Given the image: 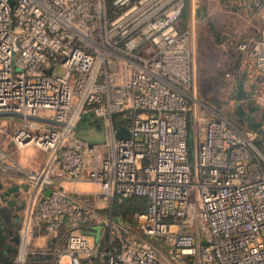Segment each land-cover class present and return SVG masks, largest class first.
<instances>
[{"label": "built area", "instance_id": "built-area-1", "mask_svg": "<svg viewBox=\"0 0 264 264\" xmlns=\"http://www.w3.org/2000/svg\"><path fill=\"white\" fill-rule=\"evenodd\" d=\"M188 1L0 0V112L21 115L8 141L45 155L32 169L16 165L25 231L12 232L51 233L53 264H264L262 135L191 93ZM233 49L227 83L244 71L259 87L264 37ZM256 101L264 106V94ZM94 124L99 141L78 136ZM12 164L0 150V173ZM66 182L94 183L90 194L106 201L143 197L146 207L123 227Z\"/></svg>", "mask_w": 264, "mask_h": 264}, {"label": "rangeland", "instance_id": "rangeland-1", "mask_svg": "<svg viewBox=\"0 0 264 264\" xmlns=\"http://www.w3.org/2000/svg\"><path fill=\"white\" fill-rule=\"evenodd\" d=\"M182 26H189L188 28L193 33L194 81L191 93L195 96L196 100L203 102L211 110L236 122L237 115L235 114V106L232 101L234 85H229L225 76L229 71L228 65L230 61L235 58L231 57L229 49L233 48V45L238 41L257 35L258 29L264 27V11L262 13L251 11L236 0H189L185 15L182 19ZM58 71L60 72L61 70L58 69ZM5 123H10L11 126L5 130L6 133L0 132V150L6 155H9L15 164H12L14 169L0 173V196L6 192L5 185L7 183L16 184L17 187H20L19 182L14 180V175H23L24 173L17 170V164L21 168L28 170L36 167V164L45 159L44 153L37 149L32 147L17 149L8 141V135L21 125V119L15 118L12 115L0 116V125ZM257 147L260 153L264 155V136L258 141ZM1 182H5L6 184L3 183L2 185ZM63 185L81 199V201L95 205L103 211V214L112 219V214L115 211L112 200L106 201L94 197V194L99 191L98 185L84 182H69L63 183ZM16 191L13 192L12 197L14 198L15 204L19 205L21 199L20 192H18L19 190ZM90 193L94 196L87 195ZM120 203L121 205L118 207V210L123 213L129 206V201ZM8 208L11 213H16L17 209H14V207L10 208L7 204L4 211L0 209L1 216L4 218L6 217L4 212ZM18 215L20 220L12 224L14 226L11 228L12 231H16L17 229L18 231H23L25 228L23 214L20 215L17 213ZM17 226L18 228H16ZM26 228L28 227L26 226ZM36 233H39L36 228L29 227V231H26L24 235L26 241L21 237L19 243L16 244L17 251L14 257L11 259L5 258L6 261L10 262V264H19L23 241L25 253L31 251L52 252L53 248L48 246V236L50 237L51 233H46L43 237H37L38 235ZM86 234L89 235L91 233ZM1 235L4 238L5 231H1ZM96 238V234L89 236L91 243H94Z\"/></svg>", "mask_w": 264, "mask_h": 264}, {"label": "water", "instance_id": "water-1", "mask_svg": "<svg viewBox=\"0 0 264 264\" xmlns=\"http://www.w3.org/2000/svg\"><path fill=\"white\" fill-rule=\"evenodd\" d=\"M260 79H257L259 82ZM250 83L249 77L243 71L241 73L240 79L235 83L234 89L232 92V98L234 99L235 114L237 118L247 124L248 129L255 131L257 134L264 136V106H261L256 101V96L258 93V84L250 83L249 89H246L247 83ZM260 111V117L262 120L258 119L254 113ZM2 115H12L21 117L20 114L16 113H4L0 112ZM82 133L88 135L91 141L97 142L102 137V128L99 124H94L92 126L86 127L81 130ZM117 136H129L127 131L119 129L116 132ZM49 193V192H47ZM15 237L18 239L19 243V234L15 233ZM16 241V240H15ZM27 261H24L23 264H26Z\"/></svg>", "mask_w": 264, "mask_h": 264}, {"label": "crops", "instance_id": "crops-1", "mask_svg": "<svg viewBox=\"0 0 264 264\" xmlns=\"http://www.w3.org/2000/svg\"><path fill=\"white\" fill-rule=\"evenodd\" d=\"M263 11H264V8L258 10L257 12L262 13ZM255 37H260V38L261 37H264V27L258 29L257 35L250 36V37H246V38L238 41L237 43L242 42V41H248V40H250L252 38H255ZM235 45H233V46H235ZM230 64H231V61H230ZM230 64L228 65L229 67H230ZM229 67H228V69H229ZM249 85H250V83L248 82L247 83V86H246V89H249ZM259 93L264 94V82H262L259 85V87H258V93H257L256 98L258 97ZM254 114H255V116L258 119L262 120V118L260 117V111L254 113ZM22 178H23L22 175H17V176H15L14 180H16V181H18L20 183L21 180H22ZM1 183H2V185H3V183L6 184L5 182H1ZM66 183H69V182H66ZM5 186H6V189H7L6 191H8V190L11 189V191L8 192L9 197L13 194L14 191H16V188H17L16 184H12V183L11 184L10 183H7V185H5ZM65 189L69 193L73 194L66 187H65ZM87 195L92 196L90 194H87ZM83 202L84 203H88V202H85V201H83ZM17 213H18V211H16V214ZM61 228H68V223L66 221H63V223L61 224ZM38 231H39V233L38 234L36 233V235H38L37 237H43V236L46 235L43 229H39ZM59 232H61L60 229H59ZM84 232L91 233L89 235L87 234L88 236L93 235V234H96L95 231L94 232H92V231L91 232H88L87 230H84ZM23 240L26 241V239H23ZM48 240H49L48 246L51 247L52 244H53V241L51 240V237L48 236ZM21 249H22V251L20 252V258H19V260L22 259V258H24V261H27V264L36 263V262H38V263H46L47 261L53 262V254H50V253H46V252H43V251H41V252H33V251H31L29 253H25L26 251H25V247H24V241L22 242ZM65 264H68V261L67 260H65Z\"/></svg>", "mask_w": 264, "mask_h": 264}, {"label": "trees", "instance_id": "trees-1", "mask_svg": "<svg viewBox=\"0 0 264 264\" xmlns=\"http://www.w3.org/2000/svg\"><path fill=\"white\" fill-rule=\"evenodd\" d=\"M229 51H230L231 57H235L236 55L235 50L233 48H230ZM234 69L237 70V67L235 66ZM78 136L83 139H88L91 141L89 136L82 133V131L78 132ZM123 201H129V206L122 213L120 212V210H118V207L121 205L120 202H123ZM112 204L115 209L114 213L112 214V221L123 227L131 228L135 225V215L137 213L142 212L145 209L146 199L143 197H138V196H131L128 198L114 197L112 199ZM1 240L3 241V236H1L0 241Z\"/></svg>", "mask_w": 264, "mask_h": 264}, {"label": "flooded vegetation", "instance_id": "flooded-vegetation-1", "mask_svg": "<svg viewBox=\"0 0 264 264\" xmlns=\"http://www.w3.org/2000/svg\"><path fill=\"white\" fill-rule=\"evenodd\" d=\"M0 209L4 211L6 207L3 206V204H0ZM9 209V208H8ZM6 210L4 212L5 218L1 216L0 213V239H1V230L5 231V236L3 238V241H0V264H10V262L6 261L5 258H13L17 247L16 244L18 243V239L15 237V233L12 232V224H15L18 222L19 215L14 212H10L9 210ZM16 240V241H15ZM31 264H53L51 261H47L46 263H31Z\"/></svg>", "mask_w": 264, "mask_h": 264}, {"label": "bare ground", "instance_id": "bare-ground-1", "mask_svg": "<svg viewBox=\"0 0 264 264\" xmlns=\"http://www.w3.org/2000/svg\"><path fill=\"white\" fill-rule=\"evenodd\" d=\"M10 191H11V189L6 191L4 194H1L0 199H1L2 202L0 204H3L4 207H6L7 204H8V207H10V208L14 207V209L18 210V208H17L18 206H16L15 201H14V199L12 197L13 194L10 197H7L9 195L8 192H10ZM21 251H22V249H21ZM23 262H24V258L20 259L18 263L19 264H23Z\"/></svg>", "mask_w": 264, "mask_h": 264}]
</instances>
